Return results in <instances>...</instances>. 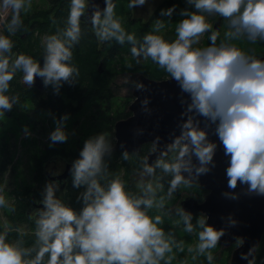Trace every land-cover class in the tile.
Instances as JSON below:
<instances>
[{"label": "clouds", "instance_id": "clouds-1", "mask_svg": "<svg viewBox=\"0 0 264 264\" xmlns=\"http://www.w3.org/2000/svg\"><path fill=\"white\" fill-rule=\"evenodd\" d=\"M30 2L0 0V10L10 13L7 32L14 34L20 29L21 11ZM146 2L129 0L128 6L133 8ZM186 3L195 10L181 9L183 18L177 22L176 36L171 40L158 34L164 27L162 19H156V32H147L138 40L116 16L113 0H105L103 9L94 8L90 24L98 39H115L121 44L127 41L134 57L150 58L189 94L190 103L181 113L187 118L180 124V134L151 163L149 154L157 153L159 137L151 143L149 154L139 157L135 192L126 189L119 175L108 172L104 158L113 148L110 134L101 131L88 136L70 168L73 186L83 189L77 197L80 209H74L56 195L57 181L46 182L40 200L42 207L35 209V244L22 247L19 240L7 238V230L0 231V264H161L162 260H170L166 253H171L174 247L182 248L183 241H177L161 227L164 223L161 214L149 215V210H165L166 198H171L179 186H190L196 174L208 172L209 165L214 164L217 144L199 127V121L194 119L197 115L216 125L215 132L229 159L226 167L229 188H235L239 181L247 185L249 193L264 195V58L231 42L242 38L264 41V0H186ZM69 5L66 26L42 37L45 49L42 63L31 55L14 53L13 40L0 31V117L19 99L9 93L10 81L18 71L27 86L38 76L57 93L65 82H74V74L79 70L71 63L72 49L80 41L81 17L86 14L89 0H69ZM175 8L176 5L163 8L160 15L171 17ZM205 13L227 18L228 39L217 43L219 29L208 22ZM205 32H209L210 43L197 46ZM136 87L142 88L143 84L137 82ZM68 118V113L59 118L53 115L55 127L49 133L50 147L68 140ZM23 132L26 136L32 134L27 125ZM134 154L125 150L121 157L128 160ZM193 155L198 163L193 162ZM165 176L170 177L168 187L165 194L159 195ZM225 195L236 197L235 193ZM8 206L0 187V207ZM175 214L184 230L198 237L194 248L189 250L204 255L211 264L214 256L210 250L218 245L224 230L208 224L204 214L193 222V214L180 204ZM252 251L249 249L245 258ZM248 264H255V257Z\"/></svg>", "mask_w": 264, "mask_h": 264}, {"label": "rangeland", "instance_id": "rangeland-1", "mask_svg": "<svg viewBox=\"0 0 264 264\" xmlns=\"http://www.w3.org/2000/svg\"><path fill=\"white\" fill-rule=\"evenodd\" d=\"M113 1L115 4V14L120 19L123 27L126 31L134 33L138 40L147 32H156L155 23L158 18L165 22L164 27L158 34L163 35L165 38L170 34H174L175 38L177 22L183 18L180 14L181 9L188 8L190 10H195L191 5L186 3V0H147L144 5L134 6L133 8L128 6L129 0ZM168 1L169 3H167ZM172 5H176L172 16L162 17L160 15L161 9ZM49 7L50 4L48 0H31L30 6L24 9V13L26 16H29L35 12L47 10ZM6 14L7 11L0 10V25L5 20ZM205 15L208 22L213 24V27L220 18L218 28L220 35L217 39V43L221 40L228 39L225 36L228 30L227 18L216 13L211 15L205 13ZM208 35L209 32H205L201 36L197 46H207V44L210 43L208 41ZM43 36L44 35H41L38 38L40 49L43 47ZM98 42V46H100L102 41L98 39ZM115 42L116 48L119 46V50L107 47L98 63V71L101 73L104 70L103 61H105L106 92L95 97L91 96L90 98H86L80 110L70 114L66 121V130L69 134L68 140L65 142H56L53 145L70 150L73 149L76 144L83 145V141L88 136L101 131L108 132L110 134V139L112 135L113 144H115L114 124L118 121L115 122V118L117 114L122 112L131 114L129 106L134 99L132 97V90L137 76L139 74H144L146 76L148 75V77L152 76L150 78L154 79H165L169 77V74L151 61L150 58L138 59L134 57L130 51L131 45L127 41L123 44L116 40ZM231 42L258 57L264 56V52H261L262 49H264V41L253 42L246 38H242L239 40H232ZM112 55L113 57L111 58L110 56ZM32 85H36L38 88L43 89L42 79L38 76L35 77ZM64 99L66 102L70 101L66 95H64ZM72 104L76 105L77 101H73ZM130 114L128 116H130ZM25 125L31 130L32 134L30 136H26L23 132ZM54 127L53 115L48 112L33 111L31 103H27L25 108L21 111L12 112L8 116L0 117L1 131L9 138L13 155L10 170L3 175V183L1 186L3 188V194L10 205L8 207H0V223L3 229H8L6 215L9 212H13L12 205L15 192L17 190L22 191L29 186L35 185L33 182L34 158L46 147H50L49 133ZM124 161V159H120L118 162L122 163L123 168L128 167L130 169L127 176L130 178L132 188L138 191L136 185L139 179L140 164L137 159H135V164L137 165L132 168L130 163L128 164ZM128 161L133 162V158H129ZM53 165L57 167L54 173L55 175L62 173L65 169V161L61 157L57 159L56 163H51L48 169ZM121 173L123 176L125 172L122 170ZM168 179H170V177L165 176L163 180L164 189L162 192L158 193L159 195L166 193ZM45 184V180L40 183L42 191ZM57 192L59 191L57 190ZM205 195L206 192L197 183H192L190 186L181 185L173 193L171 198H166L165 210L157 208L149 210V215L154 216L156 214H161L164 220L161 227H163L166 232H171L177 241H183L182 248L174 247L171 253H166V257L171 256L170 260H166L168 264H209V261L204 255L189 250L190 248H194L198 241V237L195 233L186 232L182 221H180V218L175 214V208L182 198L191 196L201 203ZM199 215L201 214H193V222H195V219ZM232 246L226 248L218 242V245L210 250L214 256L211 264H230L232 252L230 253L227 249Z\"/></svg>", "mask_w": 264, "mask_h": 264}, {"label": "trees", "instance_id": "trees-1", "mask_svg": "<svg viewBox=\"0 0 264 264\" xmlns=\"http://www.w3.org/2000/svg\"><path fill=\"white\" fill-rule=\"evenodd\" d=\"M48 1L50 7L47 10L35 12L29 16H26L24 10H22L21 19L23 23L16 33L7 32L6 22L7 19L10 18L9 12H7L5 20L0 25V31L9 35L14 42V53L31 54V56L40 60L41 63L43 62L45 49L44 47L40 49L38 38L41 35L52 34L59 29H63L66 26L70 6L69 0ZM167 3H169V1ZM81 29L82 35L80 41L75 44L72 49L73 57L71 63L79 70L78 73L74 74V82L71 84L65 82L57 93L53 91L51 86H45L44 84L42 86L43 89L38 88L36 85L27 86L22 80V73L18 71L10 81L9 93L18 95L19 99L11 110L5 112V116H8L12 112L21 111L25 108L27 103H31L33 111L48 112L59 118L64 113L70 115L79 111L86 98H90L91 96L95 97L106 92L105 61H103L104 70L101 73L98 71V63L107 47L110 49L116 48L115 39L102 41L100 46H98L99 42L95 34V28L81 22ZM165 39H174V34H170ZM118 47L119 46H117L116 50H119ZM261 52H264V49H262ZM110 57L112 58L113 55ZM64 95L70 100L69 102L65 101ZM73 101H77V104L73 105ZM129 114L130 113L125 112L117 114L115 122L127 117ZM9 142V138L0 128V187L3 183V175L10 170L13 160ZM82 146L83 145L76 144L73 149L67 150L63 147L53 145L51 147H46L35 156L33 162V182L35 185L29 186L22 191L17 190L15 192L12 205L13 212H9L6 215L8 229H3L0 223V231L7 230V238L10 241L19 240L22 247H32L35 244V210H31L29 213V209L35 204V201L39 203L42 199L43 191L40 183L42 181L44 182V180L46 183L45 173L55 166L53 165L48 169L49 165L53 163V160L61 157L65 163L72 164V161L79 156V151ZM150 148L151 143L142 145L141 149L135 152L136 154L130 156V158H133V162L128 160L124 162L130 163L133 168L137 165L135 164V159H137L140 164L139 157L148 155ZM121 154L122 152L113 147L111 153L105 156L104 159L107 164L108 172L110 175H119L121 179L125 181L126 189L135 192L134 188H132L130 178L127 176L130 169L128 167L123 168L122 163L118 162L122 159ZM122 170L125 172L123 176L121 173ZM157 171L159 172V170ZM81 190L82 187L77 188L73 186L70 173L63 193L60 188H58L59 192H56V195L74 209L79 210L82 205L77 197ZM238 245L239 242H236L231 248L227 249V251L231 253L233 248ZM254 257L255 264H264V233L256 248ZM166 260L167 259L162 260L161 264H168Z\"/></svg>", "mask_w": 264, "mask_h": 264}, {"label": "water", "instance_id": "water-1", "mask_svg": "<svg viewBox=\"0 0 264 264\" xmlns=\"http://www.w3.org/2000/svg\"><path fill=\"white\" fill-rule=\"evenodd\" d=\"M96 6L103 9L105 0H89V7L86 14L81 17V22L92 27L90 16ZM219 22L220 18L214 28H219ZM137 82L143 84V87L137 88ZM132 97L134 99L129 106L130 116L114 124V148L120 152L127 150L131 154L159 137L157 153L149 154L151 163L159 151L166 149L167 144L180 134V124L187 118V115L182 116L181 113L185 112L190 97L188 93L182 91L174 78L152 79L144 74L137 76ZM145 100L146 104L143 103ZM194 119L199 121V127L208 133L207 138L214 141L217 147L213 156L214 164L209 165L210 170L195 175V181L207 191L203 201L199 203L196 198L186 196L179 204L192 214L206 215L207 223L217 230L223 229V235L218 241L223 247H230L239 242L238 238L241 239L242 243L239 242L231 253L230 264H248V260L254 257L264 233V195L249 193L247 185L239 181L235 188H229L226 175L229 159L224 152V145L215 132V123L202 115H197ZM192 159L194 163H198L194 155ZM70 168L71 164L67 163L61 174L52 176L56 170L54 166L45 174L49 181H57L60 188L69 178ZM225 193H235L236 197L232 198ZM39 207L42 205L33 204L29 213ZM230 220H235L236 223L231 224ZM249 249L253 251L245 258L244 254H248Z\"/></svg>", "mask_w": 264, "mask_h": 264}, {"label": "flooded vegetation", "instance_id": "flooded-vegetation-1", "mask_svg": "<svg viewBox=\"0 0 264 264\" xmlns=\"http://www.w3.org/2000/svg\"><path fill=\"white\" fill-rule=\"evenodd\" d=\"M57 162V159H55L54 161H53V163H56ZM66 164V163H65ZM55 167H56V165H55ZM56 170H57V167H56ZM55 170V171H56ZM55 171L53 172V174H52V176H55ZM58 174H61V173H58ZM58 174H56V175H58ZM46 182H49V180H48V178L46 177ZM67 182H68V179L64 182V184L60 187V190H61V192L63 193V191H64V187H65V184H67ZM34 211V210H33Z\"/></svg>", "mask_w": 264, "mask_h": 264}, {"label": "bare ground", "instance_id": "bare-ground-1", "mask_svg": "<svg viewBox=\"0 0 264 264\" xmlns=\"http://www.w3.org/2000/svg\"><path fill=\"white\" fill-rule=\"evenodd\" d=\"M35 204H40V202L38 203V202L35 201Z\"/></svg>", "mask_w": 264, "mask_h": 264}]
</instances>
